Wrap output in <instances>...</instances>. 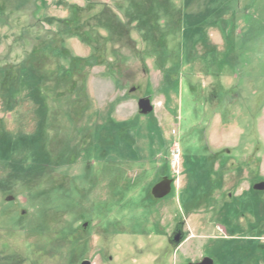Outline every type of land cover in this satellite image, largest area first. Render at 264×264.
<instances>
[{
	"label": "rangeland",
	"instance_id": "obj_1",
	"mask_svg": "<svg viewBox=\"0 0 264 264\" xmlns=\"http://www.w3.org/2000/svg\"><path fill=\"white\" fill-rule=\"evenodd\" d=\"M260 182L264 0H0V264H264Z\"/></svg>",
	"mask_w": 264,
	"mask_h": 264
},
{
	"label": "water",
	"instance_id": "obj_2",
	"mask_svg": "<svg viewBox=\"0 0 264 264\" xmlns=\"http://www.w3.org/2000/svg\"><path fill=\"white\" fill-rule=\"evenodd\" d=\"M140 112L142 114H149L153 111V105L149 97L141 98L138 102ZM172 182L173 179L169 177H164L160 182L156 183L152 188V194L155 198L161 199L168 196L172 191ZM256 190H264V182H260L254 185ZM12 197L9 198L11 200ZM180 238L176 237V241ZM82 264H90V261L86 260ZM189 264H214V260L210 257H205L201 262L198 263H189Z\"/></svg>",
	"mask_w": 264,
	"mask_h": 264
},
{
	"label": "trees",
	"instance_id": "obj_3",
	"mask_svg": "<svg viewBox=\"0 0 264 264\" xmlns=\"http://www.w3.org/2000/svg\"><path fill=\"white\" fill-rule=\"evenodd\" d=\"M69 8L71 10V14H70L69 18H54V17L49 16V17H46V19H44V20L51 26L56 25V28H58L57 32H60L61 34H65L66 29L69 28L71 24L75 25L77 20H78L77 16H76V18H73L75 15L74 12L77 11V6L72 4V5H70ZM75 19H76V21H75ZM141 32H145V30H142ZM163 51L165 52V46L163 47ZM29 72H31V71H29ZM32 72H33V70H32Z\"/></svg>",
	"mask_w": 264,
	"mask_h": 264
},
{
	"label": "flooded vegetation",
	"instance_id": "obj_4",
	"mask_svg": "<svg viewBox=\"0 0 264 264\" xmlns=\"http://www.w3.org/2000/svg\"><path fill=\"white\" fill-rule=\"evenodd\" d=\"M181 234V233H180Z\"/></svg>",
	"mask_w": 264,
	"mask_h": 264
}]
</instances>
